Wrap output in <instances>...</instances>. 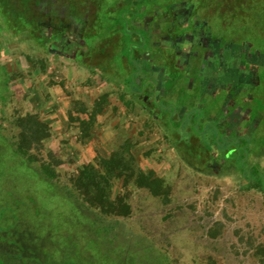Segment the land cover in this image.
<instances>
[{"label": "rangeland", "instance_id": "1", "mask_svg": "<svg viewBox=\"0 0 264 264\" xmlns=\"http://www.w3.org/2000/svg\"><path fill=\"white\" fill-rule=\"evenodd\" d=\"M93 1L98 19L86 37L93 51L94 42L104 47L100 55L92 52L102 62L95 59L88 69L81 68V62L49 51L45 35L20 32L12 22L4 26L7 30L0 29L1 62L26 70L27 56L42 58L52 64L53 72L57 67L59 80L80 89L89 79L97 87L105 80L108 91L127 93L128 74L111 72L110 66L115 68L124 56L137 66L131 54L139 51L137 56L145 58L153 41L145 33L151 26H136L134 20L152 19L179 0ZM186 1L198 12L203 10L200 18L210 22L217 40L227 46L232 70L222 80L216 73V79L207 80L208 86L193 74L180 75L183 66L176 65L172 74L167 71L169 92L176 82L184 88L177 92L182 97L175 104L161 99L159 106L169 107L162 111L167 118H161L160 111L148 118L138 104L141 118L126 122L135 130L148 126L144 146L152 155L143 165L168 180L170 202L135 191L133 216L117 219L78 210L73 202L57 198L51 187L9 154L16 131L1 118L0 104L5 137L0 139V264H264V0H243V11L240 0ZM256 15L258 23L250 24L248 34L245 21ZM227 62L220 59L217 66L224 70ZM101 65L107 67L102 68L106 72L102 77L97 74ZM158 75L156 82L162 81ZM239 75L245 78L241 82ZM136 78L141 82L145 77ZM24 85H11L16 102V89L23 90ZM4 89L1 85L0 95L7 94ZM241 90L243 105L241 99L235 100ZM16 105L13 101L8 109L13 112ZM228 114L235 117L226 118ZM112 135L103 146L113 141ZM71 167H61L62 173L74 170Z\"/></svg>", "mask_w": 264, "mask_h": 264}, {"label": "trees", "instance_id": "2", "mask_svg": "<svg viewBox=\"0 0 264 264\" xmlns=\"http://www.w3.org/2000/svg\"><path fill=\"white\" fill-rule=\"evenodd\" d=\"M69 3L82 4L84 0H66ZM217 2L216 0H208ZM240 11L244 10L243 0ZM43 0H0V29L7 30L4 26L14 23L17 30L31 33L37 29L33 21L34 16L40 12ZM262 10L255 12L260 13ZM257 15L245 21L244 29L249 34L250 24H257ZM256 22V23H255ZM245 30H243L245 32ZM27 31V32H26ZM21 32V31H20ZM246 34V33H245ZM260 37V36H259ZM253 38V37H252ZM252 40H255L254 38ZM250 42H252L250 40ZM1 45V42H0ZM28 69L24 70L17 64H3L0 60V86L6 95H0V104L3 106L4 121L16 131V136L11 144L9 154L14 159L20 160L29 171L45 185L52 188L59 199L75 205L78 210L96 212L105 218L129 219L133 216L132 199L135 191H144L155 199H162L165 204L171 200L172 186L168 180L154 169L143 165L145 159L152 155L151 150L145 149V130L135 133L134 128L120 119L114 127L115 137L103 146V118L112 106V98L120 101L128 111H133V92L116 93L114 90L103 92L88 101L83 99L82 93H75L65 89V82L60 84L71 98V108L68 111L69 129L75 133L74 142L86 146L94 145L95 157L92 162H80L78 159L65 152L71 139L55 141L52 127L47 123L37 107H32L36 102L35 97L23 90L16 89L18 95L16 102L12 92V83L28 84L37 81V78L48 74L49 63L46 59H37L27 56ZM55 81L51 79L50 85ZM50 96V95H49ZM20 100V101H19ZM15 102L16 107L12 112L9 104ZM31 104V105H30ZM116 110L118 108H115ZM119 118H111L116 120ZM10 129V128H9ZM4 130L0 124V139ZM135 131V132H134ZM112 143V144H111ZM63 145V147H62ZM72 166L74 170L63 174L61 167Z\"/></svg>", "mask_w": 264, "mask_h": 264}, {"label": "flooded vegetation", "instance_id": "3", "mask_svg": "<svg viewBox=\"0 0 264 264\" xmlns=\"http://www.w3.org/2000/svg\"><path fill=\"white\" fill-rule=\"evenodd\" d=\"M91 1L93 0H90L89 3L85 1L82 4L76 5L66 0H43L44 4L40 6V12L33 18L37 26L35 31H38L40 34L42 33L46 39L50 40L44 41L49 51L55 52L59 57L75 59L86 67L94 65L91 61L94 60L95 62V59L99 58L98 56L97 58L92 57V52H98L97 55H100V52L104 49V47L101 49L98 45L96 46L95 42L91 45L94 51L88 45L87 33L90 34L89 30L98 19L96 3H94L95 1ZM199 1L203 2V4L206 3V0ZM169 10L170 12L166 14ZM202 11L199 10L198 12L196 5L189 1L179 0L173 7H169L167 10L159 11L158 13L156 12L157 14L152 19L146 17L143 21H139L135 18L137 19L134 20L136 26L142 25V28H147V25L151 26L150 29L145 30L146 36L148 38L151 37L153 40L145 56L149 58L150 63L153 64L155 62L153 67L148 70L144 68V65L138 64L136 66L140 76L146 77L150 75L149 77L153 79L148 89L142 88L140 93H138L140 96L143 95L141 99V106L143 108L152 109V107L146 105L149 102L146 97L148 94L152 96V101L158 104L164 100L165 93L161 88H163V85L167 88L168 83H170L168 77L170 72L171 74L174 72L175 69L172 67L176 65L178 67L183 66V76L189 75L190 77L193 74L195 77H199L200 82L203 83L204 80L212 81L216 79L217 75L222 80L227 75L226 72L229 69L232 70L231 64L226 60L229 54L227 46H222L220 40H217L218 35H214L212 26L209 27L210 22L205 19L201 20L200 17H204ZM168 24V30L166 31V25ZM133 40H137V37L134 36ZM157 43L159 45H156ZM154 46L158 47L159 50H153ZM127 51L125 49V54ZM138 53L139 51L133 52L131 55L134 56ZM100 59L96 62H102ZM220 59L223 62H227L225 65L226 69L224 70L220 65L217 66V61ZM161 63L166 67L165 72L171 71L162 72ZM102 68H104L102 65L99 66L97 71H101ZM156 68L158 70L155 73ZM157 75L162 81L156 82L155 77ZM238 78L240 82L242 78L243 80L245 79L242 75H239ZM242 92V90L238 92L240 94L235 97V100L241 99L240 103L243 105ZM160 93L162 97L159 96ZM152 111L150 110V112Z\"/></svg>", "mask_w": 264, "mask_h": 264}, {"label": "crops", "instance_id": "4", "mask_svg": "<svg viewBox=\"0 0 264 264\" xmlns=\"http://www.w3.org/2000/svg\"><path fill=\"white\" fill-rule=\"evenodd\" d=\"M137 55H134L133 59L137 60V64H139V61H143L145 69L148 70L149 68L153 67V64H155V62H153V64L150 63L149 58H146V57L141 58L140 56H137ZM129 56H130V54H129ZM139 58H141V59H139ZM135 64L136 63L134 61L131 62V61H129V58L124 56V57H122L121 60H119L115 64V65H117L115 68L110 66L112 69L111 72H114L116 74L117 73L118 74H120V73L121 74H128L129 84L131 86L130 89L133 92V95L131 96V98H133V102H134L135 106H134L133 111H128V109L123 104H121L120 101L116 100V96H114V98H112V106L110 109H108L106 111L105 116L103 117V118H106V119H104L105 126L103 128V139H105V140L107 138H109L110 133L113 134L112 138L115 137L116 134L114 132V127L119 123L120 119L124 118L126 120V122H128V121H131L133 118H141L138 116L139 115L137 113L138 110H136V109L138 108V104L140 106L142 105L141 99H142L143 95L140 96V94L138 95V93H140L142 88L148 89L150 87V84H151L153 79L149 78V76H150L149 75V76H146L141 82H138L136 76L139 75L138 74L139 72L137 71V68H135L136 67ZM50 65H52V64H49V66ZM79 65L81 68H87V67H83V65L80 63H79ZM49 66H48V74L45 76H42L40 78H37V81L35 84H34V82H30L27 85L25 84L24 88H23V92L28 93L30 95H33L35 97L34 99H32V102L34 100H36V102H33L32 105L31 104L30 105L32 107H37L39 109V111L41 112L43 119L47 123L50 124V126L52 127V132H53L55 141L60 140L62 142L64 140L71 139L70 145L66 146V148H65V152H68L71 156L78 159V163H80V162H92V160L95 157L94 145L82 146V145L75 143L74 138H75V135L77 133H75L72 129H69L70 126H69L68 111L71 108V98L67 95L65 89L67 91H76V92L82 93L84 95L83 99L85 101H88L89 104L91 105L90 100L92 98H95L97 95H99L103 92L105 93L108 91L107 89H105L106 85H107V81L104 80L102 82V84H100L97 87V85H94V81L93 80L91 81L89 79L88 82L86 84H84V88H82V89H80V86H74V84L71 85L67 81V82H65V89H63V86L60 83L65 81V80H63V78H61V80H59V78H58L59 77V70L56 67V69L54 68L55 71L53 72L52 68H50ZM103 67H104V69L107 68L106 65H104ZM162 68H163L162 72H165L166 67H164V64H163ZM27 69H28V67H27ZM142 69H143V67H142ZM56 70H58V71H56ZM93 70H95V69H92V73L94 74L96 71H93ZM157 70L158 69L156 68L155 73L157 72ZM54 74H55V76H53ZM97 74L102 77L106 74V72L103 69H101V71H97ZM180 75H183V74H180ZM51 79L56 82L54 86L50 85ZM205 83H207L208 86L210 85V83L207 82V80H205ZM26 86H27V88H26ZM225 87H227V86H225ZM183 88H184V86L181 82H176L174 84L173 90H171L172 91V93H171V91L169 92V90L171 89L170 83H168L166 89H165V86L163 85V88H161L163 90V92L166 90L168 91V92H164L165 96H164L163 102H167V104L169 103L170 105L175 104V100H177V102H178V100L182 96H180V93H177V92L181 91ZM193 89L196 92V90L199 91L200 88H195V86H193ZM215 91H216V88H215ZM146 97L148 98V101H149L146 103V105L149 107H152L151 110H153L152 112H150L148 110L149 108L144 109L146 114H148V118L149 117L155 118L160 111L161 112L160 114L164 116V117L161 116V118H163L165 120L167 118V116L163 112H165L166 109H169V107L168 108L167 107L161 108L159 106L160 103L157 104L156 102L152 101V98H151L152 96H150V94H148V96H146ZM150 100H151V103H150ZM115 108H118V109L116 110ZM239 108H241V106H239ZM238 112H240V111H238ZM175 115H177V113ZM233 116L234 115L228 114V116L226 118H233ZM111 118H119V119H116L113 121V120H111ZM164 120H163V123H164ZM172 120H173V118H169L168 122L171 124H175ZM169 123H164V125L167 126L168 130L173 131L171 129V126L169 125ZM131 124H128V125H130V128L132 126ZM107 129H110V131L108 132L109 135L106 134V132H105V130H107ZM142 130H144L143 127H141L139 130H136V132L135 131L134 132L137 134ZM62 147H63V145H62ZM74 152H76L77 155Z\"/></svg>", "mask_w": 264, "mask_h": 264}]
</instances>
